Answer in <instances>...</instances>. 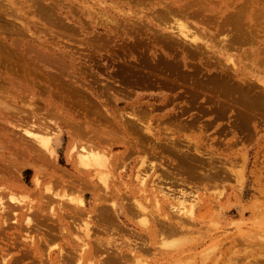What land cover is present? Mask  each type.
Here are the masks:
<instances>
[{
    "label": "rangeland",
    "instance_id": "obj_1",
    "mask_svg": "<svg viewBox=\"0 0 264 264\" xmlns=\"http://www.w3.org/2000/svg\"><path fill=\"white\" fill-rule=\"evenodd\" d=\"M134 1L0 0V77L7 72L10 78L8 80L9 84L0 79V84L2 85L3 82L4 86H6L4 89H0V99L3 98L0 104L6 101L8 105L10 104V108H8L11 110L15 108L16 111L13 110L14 114L13 111L5 108L8 106L7 103L6 105L4 103V105H0V142L26 141L22 134L23 129L34 130L42 136L50 135L46 134L47 130L41 131L34 128L35 126L31 124L32 122L30 123V119H27L29 120L27 121L29 122L28 125L18 119L23 118V114H27L25 111L29 112L32 107L40 108L38 97L40 95L46 96L48 92L42 91L40 88L42 84L39 87L38 85L48 75H52L55 68L52 65L59 60H64L68 78L74 81L82 90L94 96L93 90L98 85L94 84L93 78L99 74V80L101 81L99 82V87L103 84L101 90L105 93L108 92L109 88H104L106 86L105 82L108 86L111 85V77L115 74L114 70L118 66V63L133 60L132 55L135 58L141 56L135 50L138 46L136 44L139 41L134 40L136 36L137 40L141 37L137 32L131 30V27L136 23L141 25L146 24L151 29H161L165 25L167 29L172 30L173 26L178 27L179 23L183 21L189 25L188 28L191 32H195V35L197 38L199 37L201 42L204 41L210 47V49H205L204 52L206 53L201 55V62L203 64V70H201L203 74L205 72L204 75L202 74L203 77L206 78L212 74L220 75L222 65H226L227 63L225 57L232 55L237 68L240 70L237 69L238 78L247 80L249 78L251 82L262 85L256 78L264 81V63H260L259 65L258 56L255 53L257 49H260L259 42H264V29L262 27L258 28L261 32L257 31L255 43L236 44L234 49L223 48L224 45H227L224 42L227 37L225 33L214 32L210 29V34L205 36L203 27H213L212 21L214 20H216L214 23L217 25L222 23V17H227L232 12L233 7H237V4H235L237 0H206L207 4H205L207 6L205 8L209 7L208 3L212 4L217 10L220 6L218 12L217 10L215 12H206L207 15L218 13L217 19H211L212 21L207 22L209 25L206 23V20L204 21L205 23L203 22L204 18L200 20L199 17L197 20L185 16V14L187 15V9L184 10L183 4L187 5V2L190 0ZM166 1H169V3L167 2L169 5H165ZM138 2H141V4H138ZM229 3L230 5H228ZM167 8H174V10L172 15H170L171 18H167V21L165 20V24L163 25L164 22H159L155 16L161 10L165 11ZM179 8L184 10L182 11V13H185L182 14L184 16L180 13V15L175 13V10L178 11ZM157 10L159 11L155 13ZM113 30L121 33L133 32L132 34L129 33L131 36L130 40L124 38L123 41L129 45L126 44L127 46H124L123 42L121 43L123 44L122 46L119 45L120 41H117L118 39L105 42L106 40L102 39V37L106 36L107 31L112 33L111 31ZM172 31L175 33L177 28H174ZM98 36L100 37L98 38ZM100 38L102 41H98ZM133 41H136V44ZM95 42L103 43L98 48L99 52L96 54L93 52ZM130 43L133 45L131 44L130 46ZM128 46H130V49L127 48ZM133 46H136L135 49L133 48L134 52L136 51L135 54L132 51ZM121 47H124L122 48L123 51H119ZM207 50L209 53H207ZM6 52L7 55L9 53L8 56ZM246 52L248 54L245 55ZM176 56L178 57V55ZM45 57L47 59L54 57V61L52 60L51 64H47ZM208 58H211L209 60L210 62L212 61L211 63L208 61ZM206 59L209 64L208 62L206 63ZM214 60L217 63L221 62V64H217V67L214 66ZM6 61L11 69H6L5 72L3 71L5 70L3 62L6 63ZM253 61L256 62V66H253ZM203 62H205V65ZM20 63L22 67L24 64H29V67L27 65L28 73L24 80L20 75L22 67L21 71L17 69L20 68ZM212 64L213 66H210ZM32 78L35 79L34 85L31 82ZM36 80L37 84H35ZM57 80L61 82L59 78ZM141 83L133 86V89H129L131 93L126 92L127 89L121 94H115L114 92L119 99V107L115 106L114 100L109 101V103L104 101V109L107 110V114H113L112 111L116 110L128 114L127 111L130 110L128 109V103L130 102V98L135 94H137V98L142 105L151 104L153 100L150 99V96L156 95L158 88L146 82L145 84L143 82V85ZM140 84L143 87H140ZM179 89L183 90L182 88ZM46 101L49 102L48 99ZM16 109L22 110L23 117L21 116L20 118L21 111ZM229 110L226 111L227 113L225 112L224 119L223 117L220 119L221 116H218V120L213 122L212 126H209L210 128L207 127V124L203 123L207 120V116L201 122L203 129L200 122L196 126L194 125L195 127L189 128L187 123H185L187 122V114L185 113V115L183 114L178 118V124L165 120L153 121L151 125L153 127L152 131L156 133L161 142H158L151 135L145 137V143L143 144L147 146V150L143 152L141 150L132 151L129 148L125 150L127 147L117 143L110 153H108L107 149V151L104 149V154L100 152L101 155L108 157L106 161L101 158L100 161L90 162L91 164L87 169L89 172L86 175H80L70 165L60 163L63 168L75 174L72 176V179L75 181L78 176L87 177L92 186H97L93 187L97 191H91V193L89 189L81 190L78 187H52L50 182H47L46 175H40L38 178L39 184L35 185L32 178L33 170L29 168L30 173L27 175V179L24 180L25 186L28 187H23L25 191L21 193L24 195V205H28V207L31 204L33 205V203L40 205L41 201V204H44L43 202L47 197L50 198V194L48 195L47 193L48 188L52 192H60L58 196H54V200L50 199L52 208H55L52 210L55 212H57L56 208L61 207V205L64 212L65 209L67 212V210L69 211L73 207L70 206L74 202L66 201L64 197H81L85 203L83 213L80 216L77 215L79 217H68V222L71 224L69 223L67 234H70L71 244V241L77 240L78 237L85 238L82 231L86 224L89 228L88 232L91 233V235L89 234L90 237L93 238L95 236V225L93 223L96 222L95 224L98 225L99 211L96 205L99 201L96 200L97 196L94 197L93 194H103L107 199L108 205L111 204L112 200L114 202L110 210L114 211L113 215L115 219L112 220L111 225L115 232L129 245L127 248L126 246L122 248L125 253L124 264H264V123L258 120L260 124L257 119H254L255 121L250 125L251 129L249 127V132L247 130L242 131L243 133L239 132L238 128H234L235 125L232 123L233 117L230 116L231 114L234 116L235 112L231 109ZM154 115L161 119L163 112L157 109L154 111ZM180 120L184 125L180 123ZM229 121L232 123V126ZM56 123L59 127L61 126V131L53 135L54 145L56 152L59 154L58 156L65 162L67 151L71 146V140L69 139L70 128L62 122ZM53 124L51 123V125ZM226 126L228 127L226 128ZM233 130H235L234 133ZM120 134H124V136L128 135L126 132ZM9 145L11 148L6 147L5 150L0 148V156L2 158H10L9 153L11 151L22 156L19 146ZM73 145L74 147L69 150V153H72V155L79 149V144L74 143ZM161 146L164 148H161ZM194 146L197 147V151H195ZM152 147L155 148L151 149ZM68 157L70 159V156ZM180 157L185 160H194L198 164V169H192L200 173H206V176L202 179L187 176L184 170L177 167V162L181 159ZM103 175L107 178L106 183H111L110 187H103L101 185L102 182L99 177ZM141 177L146 179L144 185H141L139 182V178ZM49 185L51 187H48ZM1 186L0 197L7 201L8 189L4 187L1 189ZM152 186H161L165 191L170 190L169 192L175 193L176 196H179L181 191H185L183 196L185 195L187 199L195 198V201H193L192 217L188 218L187 215L177 214L173 209L168 210L169 202L166 200H162L161 205L158 207L148 205L152 203V197L155 194V192H153V195L150 194L154 190ZM89 188L91 189L92 187ZM63 193L67 196H63ZM112 194L115 197L111 198ZM131 200L147 206L146 222H144V216L138 212V208L133 207ZM26 206L22 212L25 211V215H30V211L26 209L28 208ZM43 212L45 211L43 210ZM45 214L47 216V213ZM170 215L172 216L170 220L175 222L176 226V232L173 233L164 231V225H168V219L165 217ZM25 219V217H21L17 221L18 223H16L15 219L11 217L9 219V226H2L4 229L0 232V253L5 255L2 260L3 262L0 260L2 264H11L10 261L13 260V257L15 258V255L20 254L21 251L27 252L33 246V243L31 244V241H29V236L35 235H30L32 232L29 231L31 229L28 226H26L27 228L25 227ZM46 221L49 222L48 220ZM14 225H18L19 227L15 228ZM25 229L28 230L26 231ZM17 232H19L18 234L21 238L18 237L19 235L16 236ZM43 235L39 233L38 237L44 238L45 235ZM24 237L27 239L25 240ZM38 237L35 236V239ZM66 237L62 240L55 238L56 241L50 238L51 240L47 239L42 242L40 238L36 239L34 246L37 245L38 247L40 244L39 246L42 247V249L40 247L39 254L36 255L37 258H40L43 253L45 255L42 256L41 260L43 258L48 259L49 251H52L50 255L52 258H57L60 254L59 251L63 250L62 246H64V250L71 247L68 245L70 238H68V235ZM110 237H116V235L114 234ZM16 238L18 243L21 242L18 245L16 241L17 247L13 244ZM92 238H85L84 241L91 243ZM48 241H54L56 245L54 246L53 242ZM36 242L38 243L36 244ZM74 242L75 244L72 243L71 245L78 248L76 246L78 241ZM23 245L27 246V248ZM60 247L61 249H59ZM23 249H27V251ZM63 251L61 252L64 253L65 251ZM102 251L106 255V252ZM102 251L99 254H102ZM30 260V256L23 259L25 264H29L28 261Z\"/></svg>",
    "mask_w": 264,
    "mask_h": 264
},
{
    "label": "bare ground",
    "instance_id": "obj_2",
    "mask_svg": "<svg viewBox=\"0 0 264 264\" xmlns=\"http://www.w3.org/2000/svg\"><path fill=\"white\" fill-rule=\"evenodd\" d=\"M205 1L206 0H190L187 2V5L183 4L184 10L187 9L186 10L187 15L184 12L182 13V11L184 10L180 8L178 11L175 10L176 11L175 13L177 14L180 13L181 15L185 14L186 17L195 18L197 20L199 17L200 20H202L201 18H204L203 22L206 20V23L212 21L211 19H217L218 13L216 14L212 13L214 15H207L206 13V12H215L217 8L215 9L210 3H208L209 7L205 8L207 6L206 5L207 2ZM133 2L135 1L133 0ZM167 2L169 3V1H166V4L165 3L164 4L167 5L168 4ZM138 4H141V2H138ZM235 4H237V7H233L232 12L229 11L231 13H229L227 17L225 18L222 17V23H219L217 25L216 23H214V21L216 22V20H214L212 21L214 24L213 27L211 26L203 27V29L205 30V36L207 34H210L209 33L211 31L210 29H212L214 32L225 33L227 37L225 38L224 42L227 43V45H224L223 48L225 47L227 49L229 48L234 49L236 44L242 45V44H250L251 42L255 43L258 34L257 31L261 32L260 30H258V28L262 27L264 29V0H237V3ZM228 5H230V3ZM219 7L217 12L219 11ZM162 10L164 9L162 8ZM162 10L159 13H157L159 10L155 11V13H157L155 17H157L156 20H158L159 22L161 21L163 23L165 20L167 21V18H171L170 15H172L174 8H167L165 9V11ZM164 24L165 22L163 23V25ZM145 25L146 24L141 25L136 23L131 27V30L137 32L141 37L140 39L138 38L137 40L136 39L137 36L134 35L136 36L134 40H136L137 42L139 41V43L136 44L135 43L136 41H133V43H135L138 46L136 49H135L136 46H133L132 49L134 48L137 51L135 52L137 54L140 53L141 56L139 58H135L134 55H132L133 60L130 61L126 60V62L122 61L118 63V66L114 70L115 72L113 71L115 74H113L111 77V83H110L111 85L108 86L107 83L105 82L106 86H104V88L106 89L109 88L108 92L105 93L103 90H101V86L103 84H101V86L99 87L100 85L99 82H101L99 80L100 79L99 74L97 76H94L93 78L94 84L98 85L93 90L95 97L92 94H89L87 91L82 90L79 86L75 84L74 81L68 78V74L66 73L67 69L65 68L63 62L64 60L61 61L59 60L56 63H53L52 65L53 67L56 68V70L55 68L53 69V67L51 66L52 69L54 70L53 71L54 74L52 72V75H48L38 85L39 87L42 84L41 85L42 87H40L42 91L44 90L45 92H48L46 96L40 95L38 97V101H39L38 103H40L39 106L40 108L32 107L31 110H29V112L25 111L27 114H25L23 111L24 117L22 116V110L16 109L18 111H21L20 118L21 116L23 117L18 120H21L22 122L28 125L29 122L27 121L29 120L27 119H30V123L32 122L31 124L35 126L34 128L40 129L41 131L47 130L46 134H50V135L42 136L39 135L37 132H35L33 129L32 130L34 132L29 129H23L22 134L24 135L25 140L28 142L26 141H15V142L8 141L9 143L0 142V148H3L4 150L6 147L11 148L9 144H12L14 146H19L20 147L19 150L22 153L21 156L18 155L16 152L11 151L9 153L10 158L8 159L6 157L4 159L2 158V156H0V185H2L1 189H3L2 187L8 189L7 198H6L7 201L3 200L0 197V232L3 231L4 229L2 226L4 225L9 226L10 224L9 219H11V217L12 219H15L16 223H18L17 221L21 217H25L26 218L24 221L25 227L28 226L32 230V231L29 230L30 232H32V234L29 233L30 235L34 234L37 237L39 233L41 235L42 234L45 235V236L43 235L44 238L38 237L36 239L40 238L41 242L46 241L47 239L51 240L50 238H53L55 241H56L55 238L57 239L59 238V240H62L64 238H67L66 237L67 235L68 238H70L69 236L70 234H67L68 227L71 224L70 222H68L69 219L68 217L72 218L73 216H77V215L80 216L83 213V209L85 205L83 199L79 196L71 198L64 193L63 196L66 195L68 197V198L64 197V199L72 203L74 202L75 204L73 203L70 206L73 207L69 209V211L67 210V212L66 209L64 212L62 205L61 207L56 208L57 212L53 211L52 209L55 208H52L51 205L52 202L50 199L54 200L55 199L54 196H58L60 192L57 191L52 192L50 191L49 188L47 190L48 191L47 193L48 195L50 194L49 195L50 198L47 197V199L43 202L44 204H41L42 202L41 201L40 205L34 203L33 205L31 204V206L29 205V207L28 205L27 206L24 205V195L21 193L25 191L23 187H28L25 186L26 184L24 180L27 179V175L30 173V169L33 170L32 178H33V183L35 185L39 184L38 178L40 175L42 176L46 175L48 179L47 182H50L52 187H78L81 190L89 189L90 190L89 192L91 193V191L93 192L97 191V189L93 188L97 186H92L91 182L87 177L83 178L81 176H78L77 180L75 181L74 179H72V176L75 174L63 168L62 164L70 165L80 175L81 174L86 175L89 172L87 169L88 166L91 164L90 162L100 161L101 158H103L104 161H106L108 157H106L105 155H101L100 152L104 154L105 153L103 152L104 149L105 150L107 149L108 153H110V151H112V148L116 146L117 143L127 147L125 148V150L129 148L132 151L141 150L143 152L147 150V146H144L143 144L145 143L144 140L145 137H149V135H151L155 137V139L158 142H161V140L156 136V133L152 131L153 127H151V125L153 124V121L165 120L170 123L178 124L177 123L178 118L185 113L187 114V119H186L187 122L185 123H187V126H189V128H192V126L194 125L196 126V124H198L199 122L201 123L205 116H207L206 118L207 120L203 123L207 124L208 126L207 125L206 126L209 127L212 126L213 122H216V120H218V116L219 117L221 116L220 119L222 117L224 119L227 113L226 111L231 109L235 112L234 116L233 114L230 115L231 117H233L232 123L233 125H235L234 128H238L240 130L239 131L236 129L239 132L246 130L249 132V127L255 121L254 119H257V121L260 120L262 123H264V81L263 80H260V78H256L257 81L261 82L262 84L259 85L257 83L251 82L249 78L248 80L244 78H238L237 76L238 68L236 66L235 59L232 55L225 57V61L227 63L226 65H222L220 75L219 74L213 75L211 73L212 74L211 76L208 75L209 77L205 78L202 76L203 64L201 62V55H203V53H206L204 52L205 49H210V47L204 41L201 42L199 37L197 38V36L195 35V32L190 31V29L188 28L189 25L187 23L182 21L181 23H179V25L176 24L178 25V27L173 26L175 29L177 28V31L175 33L172 31L174 28L172 30L169 28L167 29L165 25L161 29H153V28L151 29L150 26L148 27L146 25L147 26L146 27ZM107 32L108 33L105 34L106 36L104 38L102 37V39L106 40L105 42L118 39L117 41H120L119 45L121 46L123 45L121 43L124 41V38L130 40L131 38L130 34L133 33V32L130 33V31H129L130 34L125 32L121 33L117 30L111 31L112 33H110L109 31ZM99 37L100 36H98V38ZM98 41H102L101 38ZM102 44H100L99 42H95L94 45L95 49H93V52H95V54L99 52L98 48H100ZM126 44L129 45L128 43ZM126 44L124 43V46H127ZM131 44L132 43H130V46ZM130 46H128L127 48L130 49ZM259 47L260 49H257L255 53L258 56V63L260 65V63H264L263 41L259 42ZM122 48L124 47L119 48V51H123ZM134 49L132 50L133 52ZM207 53H209V51ZM246 54L248 53L246 52L245 55ZM176 55H178V57ZM51 57L48 59L47 57H45L47 64H51L54 61L53 59L54 57L52 59ZM210 59L208 58V61ZM208 61L206 59V63ZM203 63L205 65V62ZM217 64H221V62L220 63L215 62L214 66H216ZM27 65L29 67V64ZM27 65L24 64L22 67V64L20 63L19 65L20 68H17L19 71H21L20 69L22 67V71L20 75L23 80L25 79V76L28 73ZM3 66L5 69L3 71L5 72L6 69L7 70L11 69L7 61L6 63L3 62ZM210 66H213V64ZM246 66L249 67V65L247 64ZM253 66H256L255 61H253ZM57 78H59L61 82H59ZM0 79H2L3 82L9 84L8 80L10 78L7 72L4 75H2ZM32 79L33 80H31V82L33 83L32 85H34L35 79L34 78ZM3 82H2L3 86L0 84V89H4L6 87L4 86L5 84ZM140 82L142 83L144 82V84L146 82L148 84H151L153 87L155 85L158 88L157 94L154 96H150V99L153 100L151 104L148 103V105H142L140 100L137 98V94H135L134 96H132V98H130V102L128 103L129 106L128 109H130L128 110L130 112L127 111L128 114L122 113L120 110L112 111L113 114H107V110L104 109L105 108L103 104L104 101L106 103H109V101L114 100L115 106L119 107L118 106V104H120L119 99L115 94L117 93L121 94L124 91H126V89H127L126 92L131 93L129 89L131 88L133 89V86L138 85ZM35 84H37V80L35 81ZM142 85L140 87H143ZM179 88H182L183 90ZM50 98L52 100L51 102H50ZM2 99H0V101H3ZM46 99H48L49 102H47ZM1 103L2 104L0 105L2 106L4 104L6 105L7 102L5 101V103L4 102ZM182 104L184 105L183 107L186 108H183ZM8 107L10 108V104L5 108ZM157 109L163 112L161 119L154 115V111ZM13 110L15 111V108L12 109L11 111ZM50 122L54 124L51 125ZM56 122H62L64 125H67L70 128L69 139L71 140V146L67 151V155L70 156V159L66 155L65 162H63V159L58 156L59 154L56 152L54 145L55 141L53 139V135H56L61 131V126L59 127ZM180 123H182L181 120ZM232 123L230 122V125ZM202 125L203 124L201 123V126ZM201 126L199 127L201 128ZM227 127L228 126H226V128ZM48 128H49V132H48ZM234 131L235 130H233V133ZM125 132L128 135L124 136V134H120ZM74 143L79 144V149L76 150L72 155V153L71 154L69 153V150H71L70 148L74 147L73 145ZM153 148L155 147H152L151 149ZM161 148L164 147L161 146ZM194 149L195 151H197L196 146H194ZM188 156L189 155L187 153V157ZM74 157L76 160L74 159ZM113 163H115V161H113ZM177 167L181 170H184L187 173V176L191 178L195 177L198 179H202L206 176V173H200L192 169V168H196V170L198 169V164H196L194 160H190V159L185 160L181 158L177 162ZM99 178L100 181L102 182L101 185L103 187H110L111 183L110 182L106 183L107 178L105 175ZM139 182L141 185H144V183H146V179L141 177L139 178ZM51 186L49 185L48 187ZM89 187L92 188L90 189ZM152 187H154V190L151 191L150 194L153 195V192H155V194L152 197V203H149L148 205H151L153 207L154 206L158 207L159 205H161L162 200L163 201L166 200L169 202L167 207L168 210L173 209L174 212H176L177 214L187 215L188 218L192 217L193 207H194L193 201H195V198L187 199L185 195L183 196L185 191L184 192L181 191L180 192L181 194L179 196H176L175 193L169 192L170 190L165 191L164 188H162L161 186H152ZM144 191L146 190L144 189ZM93 195L94 197L97 196L96 200L99 201V203H97L96 205V208L99 211V219L97 220L98 225L95 224L96 222L93 223L95 225L94 227L95 238L93 237L94 238L93 239L92 237H90L91 233L88 232L89 228L87 224L83 227V231H82L83 232L82 234H84L86 239L92 238L91 239L92 244L84 241L85 238L78 237L77 240H72L73 242L71 241V244L72 243L75 244L74 241H78V244H76L78 248H76L74 247V245L70 244V240H71L70 238L68 245H70L71 247H69L68 249L65 248L67 251L64 250L63 248L64 246H62V249L65 252L63 250H60L59 251L60 254L58 256L56 255L57 258L56 257L52 258L50 256L52 254V251L51 252L49 251L48 253L49 258L48 259L43 258V260H41L42 256L45 254L42 253V256L40 258H37L36 255L39 254L38 252L41 246H39L40 244L38 245V247L37 245L34 246V242L36 240L35 236H29V241H31L30 242L31 244L33 243V246L31 247L30 250H28L29 252L27 251V249L26 250L23 249L28 253L21 251L20 254L15 255V258L13 257V260L11 259L13 262L10 261L11 264H20L22 262H23L22 264H25L23 259H25V257L28 258L29 256L31 258V260L28 261L29 264H124L125 253L122 248H125L124 246H126L127 248L129 247V245H127V243H125V240H123L121 236L117 232H115L113 226L111 225L112 220L115 219L113 215L114 211L110 210L113 207L112 203L114 202L112 200L110 202L111 204L108 205L107 199L105 198V196H103V194L95 193ZM113 196L114 194H112L111 198H113ZM131 202L133 204V207L138 208L139 210L138 212L144 216V222H146L147 206H143L140 202H135L134 200H131ZM25 206L28 207L26 209L27 210L29 209L28 211H30L29 212L30 215H25L26 214L25 211L22 212ZM46 208L48 209L47 212H46L47 210ZM43 210L45 212H43ZM45 213H47V216ZM64 213L66 214L63 215ZM171 217H172L171 215L165 217L168 219L167 221L168 225H164V231L168 233L176 232L175 222L170 220ZM46 220H48L49 222H47ZM14 226L15 228L19 227L18 225H14ZM28 229L25 230L27 231ZM18 233L19 232H17L16 236L19 235ZM114 234L116 235V237H110ZM18 237L21 238L20 235ZM24 239L26 240L27 238L24 237ZM14 240L15 241L13 244H15V247H17L21 242L18 243L17 238ZM16 241L18 245L16 244ZM38 242H36V244ZM48 242H53L54 244V241H48ZM55 245L56 244H54V246ZM25 247L27 248V246ZM59 249H61V247ZM102 250L106 252V255L103 254ZM61 251H63L64 253H62ZM101 251L103 256L102 254H99ZM4 256L5 255L0 253L1 261L4 259Z\"/></svg>",
    "mask_w": 264,
    "mask_h": 264
}]
</instances>
